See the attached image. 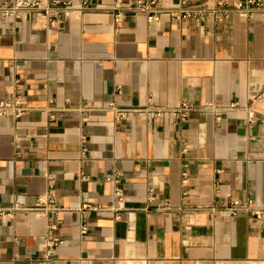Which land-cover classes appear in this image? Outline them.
I'll list each match as a JSON object with an SVG mask.
<instances>
[{
  "label": "crops",
  "instance_id": "crops-1",
  "mask_svg": "<svg viewBox=\"0 0 264 264\" xmlns=\"http://www.w3.org/2000/svg\"><path fill=\"white\" fill-rule=\"evenodd\" d=\"M129 1L91 0L53 28L30 12L0 19V98L24 106L0 117V264H264V214L222 208L264 209V15L179 19L243 0H155L147 23ZM180 102L196 105L184 120L111 108ZM116 171L120 202L105 180ZM48 190L60 210L40 213ZM82 201L103 209L86 211L83 234Z\"/></svg>",
  "mask_w": 264,
  "mask_h": 264
},
{
  "label": "built area",
  "instance_id": "built-area-1",
  "mask_svg": "<svg viewBox=\"0 0 264 264\" xmlns=\"http://www.w3.org/2000/svg\"><path fill=\"white\" fill-rule=\"evenodd\" d=\"M155 0H131L127 3V7L134 12H141L145 14L147 23L157 21L159 17V10L154 8ZM91 0H2L0 1V19H17L20 18L25 13H35L44 19L48 28L55 27L59 22H61L62 17L70 11H77L79 13L91 9ZM229 13H235L242 17H249L252 14L264 15V0H243L231 5V7H226L221 3H216L211 6H206L203 4L187 5L179 10V13L175 15L176 18H208L214 21L224 20ZM110 14L112 15V24L117 27L120 21V13L117 8L113 6L111 8ZM229 106L228 108H231ZM114 113V118L119 119L128 116L132 113L143 114L148 111L153 114V116H158L161 112H168L172 115L179 117L184 120L188 113L196 109V105L180 102L173 106H166L156 109H124L118 107H111ZM202 111H210L217 114L219 108L211 104L200 105ZM227 109V108H226ZM24 112L23 101L21 97L12 93L7 97L0 98V117L11 116L14 118L19 117ZM120 176L119 172H113L109 176L105 177V180L111 182L114 185L113 194L118 202L122 201L123 195L121 189L115 185ZM148 203H153L156 200V194L152 188L147 189L146 196ZM38 202H45L46 205L38 207V212L42 213L44 210H50L57 212L60 210L52 197L49 195V190L44 195L38 197ZM157 208H162L169 210L170 206L166 201H162L156 204ZM230 215L234 216L237 212L243 210L250 212V215L260 220L263 217L264 209L258 207L255 201L252 199H246L244 201L230 200L227 204L222 206ZM11 209H17V205L14 204ZM88 210H103L99 205L90 204L87 201H82L78 207L79 211V228L80 233H86L87 226L85 224V219L87 217L86 211ZM56 229V224H49L47 230ZM61 239L57 236H52L48 239V249L59 245Z\"/></svg>",
  "mask_w": 264,
  "mask_h": 264
}]
</instances>
